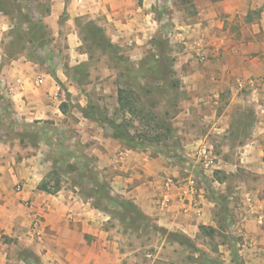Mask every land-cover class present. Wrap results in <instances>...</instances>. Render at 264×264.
Instances as JSON below:
<instances>
[{
	"label": "crops",
	"instance_id": "0c3cea01",
	"mask_svg": "<svg viewBox=\"0 0 264 264\" xmlns=\"http://www.w3.org/2000/svg\"><path fill=\"white\" fill-rule=\"evenodd\" d=\"M49 1L48 11L37 12L42 30L35 38L41 46L64 47L75 71L88 60L80 38L87 17L123 36H144L158 24L153 8L157 0ZM195 3L198 20L182 25L180 31L188 50L179 62L187 99L178 118L199 114L204 121L199 139L218 134L224 139L218 169L239 179L231 188L222 182L221 191L227 198L242 192L249 243L242 253L248 264H264V0ZM15 8L16 14L0 11V264H140L137 249L127 242L129 235L106 225L109 216L89 200L74 191L52 194L38 188L56 166V150L64 148L54 136L69 127L80 132L75 138L76 146L84 150L81 159L96 160L104 173L115 171L116 191L159 226L191 237L202 225L216 228L212 207L220 202L209 199L207 190L198 199L200 215L184 204L178 189L170 191L164 207V176L178 175L176 166L162 154L130 148L114 138L109 127L91 115L86 94L75 83L78 74L68 73L55 57L44 63L53 67L50 72L21 51L14 55L6 51L13 17L24 15L23 9ZM41 51L47 52L44 47ZM61 84L68 92L65 100L74 103L72 113L79 115L76 122L63 119ZM57 85L62 93L54 100ZM238 112L251 117L244 124L250 131L229 150L226 143L232 146L233 138L228 130ZM259 216L263 225L257 224Z\"/></svg>",
	"mask_w": 264,
	"mask_h": 264
},
{
	"label": "rangeland",
	"instance_id": "374dc122",
	"mask_svg": "<svg viewBox=\"0 0 264 264\" xmlns=\"http://www.w3.org/2000/svg\"><path fill=\"white\" fill-rule=\"evenodd\" d=\"M15 7L23 9L24 15L19 18L13 17L14 28L9 36L6 50L9 54L14 55L21 51L31 62L42 64L45 71L50 72L53 67L44 64L47 59L55 57L56 63H64L63 67L68 73L78 74V82L75 80L76 86L81 93L86 94L87 106L90 111L94 109L98 112L95 117L103 126L106 125L104 121L107 120H114L116 123H126L129 120L130 114L118 111V89L122 87L134 93L137 107L144 109L147 117L151 112L157 119L166 120L176 128L175 148L163 145L165 149L162 155L176 156L172 163L179 173L169 176L180 180L188 175L187 159L183 158L181 153L193 157L197 144L195 142L204 133V121L198 116L199 114L186 119L178 118L180 110L186 103L184 100L187 99L186 92L181 89V75L184 73V68L179 62L188 50L182 41L180 31L182 25H193L198 20L195 0H157L153 8L154 18L158 24L155 25V30L148 31L144 36L111 33L106 26L99 25V20L89 21L87 17L80 38L81 51L86 53L88 60L84 66L76 70L78 73L73 68L74 65L73 67L68 65V53L64 47H58L59 49L56 50L50 46H41L42 42L35 38L34 34L42 30L40 17H37V14L48 11L50 1L0 0V11L16 14ZM26 25L28 29H25ZM63 44L62 42L61 46ZM42 47L47 51L45 54L41 51ZM61 85L64 96L59 105L66 115L63 119L76 122L79 120V115L72 113L71 104L74 103L65 100L68 92L65 85ZM236 115V120L234 118L233 125L228 130L229 136L233 138L232 144L244 138L250 131L244 127V124L247 121L245 118L251 119V117H242L239 112ZM132 117L135 120L129 125L131 134H139L148 128L146 126L148 119L145 120L137 115ZM150 123L155 124V121ZM185 128L187 135H184ZM158 130L151 132L154 134ZM109 131L112 132L110 127ZM77 134H80L77 128L69 127L65 130L60 129V132L54 136L62 142L64 148L61 150L59 147L56 150L58 153L53 155L56 166H53L52 170H57L59 173L61 189L74 191L89 200L94 207L109 216L106 225L129 235L127 242L129 246H133V249H137V262L140 264H248L242 253V250L249 247L244 235L247 211L241 200L242 192L238 190L239 193L227 198L225 191H221L222 182L226 187L231 188V184L239 179L238 176L231 177L217 168L214 175L219 185H213L209 177H203L200 186L205 187L209 199L215 197L220 202L219 205L212 207V216L216 217L217 227L200 228L199 232L191 237L180 230H169L159 226L153 217L135 215L133 206L128 203V200L132 201V199L115 189L113 184L115 171L104 173L96 160L81 159L80 155L84 150L76 146ZM32 138L36 139L34 133ZM188 141H192L193 144L187 145ZM207 141L213 146L218 164L217 156L223 150L221 145L224 139L218 134V137ZM226 148L231 150L236 146L235 144L231 146L229 141L226 143ZM153 154L159 153L153 152ZM52 170L48 178L51 186L57 178L51 173ZM240 177L242 179L241 175ZM232 223L236 225L235 230ZM257 224L263 225V222L259 223L257 220ZM220 245L223 247L221 248Z\"/></svg>",
	"mask_w": 264,
	"mask_h": 264
},
{
	"label": "trees",
	"instance_id": "16d2710c",
	"mask_svg": "<svg viewBox=\"0 0 264 264\" xmlns=\"http://www.w3.org/2000/svg\"><path fill=\"white\" fill-rule=\"evenodd\" d=\"M134 93L127 91L125 88L120 87L118 89V111L122 112L123 114H130L129 120L125 122L116 123L114 120H107L104 121L106 125H108L112 130V136L122 142L125 143L126 146L130 148H139V149H145L149 148L152 153L157 152L159 154H163V151L165 147H174L177 145V131L176 128L173 126L172 123L163 120V119H157L156 116H154L153 113L149 112L148 116H146L144 109H140L137 107V100L134 98ZM91 115L95 117L97 115V111L94 109H91ZM137 115L140 117H143L146 122V128L144 131L140 132L139 134H131L129 125L135 120L132 116ZM142 118V119H143ZM97 121L98 118L95 117ZM125 121V120H124ZM151 121H155V124H151ZM153 125V126H152ZM156 133L152 134L151 131H157ZM166 141V144H163V142ZM172 142L171 144H168V142ZM164 147V148H162ZM54 175L57 176L55 183L53 186H51L48 178L51 176L50 173L42 180V182L39 184L38 188L40 190L46 191L48 193H56L61 189L60 181H59V173L57 170H52ZM128 203H130L134 208L135 215H140L142 217H146L136 206L135 203L128 200ZM131 218V217H130ZM206 227L205 225L200 226L201 229ZM166 231V230H165Z\"/></svg>",
	"mask_w": 264,
	"mask_h": 264
},
{
	"label": "built area",
	"instance_id": "2783aa9c",
	"mask_svg": "<svg viewBox=\"0 0 264 264\" xmlns=\"http://www.w3.org/2000/svg\"><path fill=\"white\" fill-rule=\"evenodd\" d=\"M62 88L60 85L56 86V90L52 95L54 100H59L61 97ZM181 156L187 159L189 167L186 169L188 175L183 179H176L173 176H164L163 186L165 189L163 205L167 207L169 204L170 191L172 189H178L181 192V198L185 205H189L196 210V214L200 215L201 210L199 208L198 199L205 192V187L200 186L203 177H209L213 185H219V181L215 178V171L218 168L216 156L213 152V146L206 140L200 139L197 141L193 157L189 154L181 153ZM175 155H166L169 161L175 160ZM249 199V198H248ZM258 222H263V217H258ZM232 227L235 230L236 225L232 223ZM247 241V240H245Z\"/></svg>",
	"mask_w": 264,
	"mask_h": 264
}]
</instances>
